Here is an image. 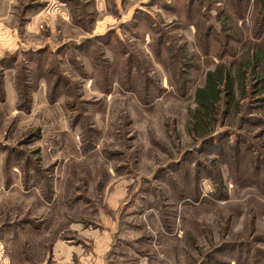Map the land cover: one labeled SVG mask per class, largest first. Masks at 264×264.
I'll list each match as a JSON object with an SVG mask.
<instances>
[{
    "label": "rangeland",
    "instance_id": "rangeland-1",
    "mask_svg": "<svg viewBox=\"0 0 264 264\" xmlns=\"http://www.w3.org/2000/svg\"><path fill=\"white\" fill-rule=\"evenodd\" d=\"M153 1L0 0V61L92 41L90 57H53L54 73L21 57L24 68L0 74L9 188L0 225L19 226L28 264L63 237L79 264H264V102L254 82L235 90L237 107L222 99L209 136L187 127L206 72L238 64L250 41L264 46V10L255 0ZM137 11L162 24L160 56L156 35L125 30ZM113 31L135 62L129 76V65L110 76L124 55L97 58L95 37ZM31 222L43 238L28 236Z\"/></svg>",
    "mask_w": 264,
    "mask_h": 264
},
{
    "label": "trees",
    "instance_id": "trees-1",
    "mask_svg": "<svg viewBox=\"0 0 264 264\" xmlns=\"http://www.w3.org/2000/svg\"><path fill=\"white\" fill-rule=\"evenodd\" d=\"M156 1L150 0L148 6H152L155 4ZM258 7H261L262 10H264V0H255ZM64 3L67 5L70 4V0H64ZM190 5V4H189ZM187 7L188 14L185 13V21L188 24L189 23V17L190 13L192 14L193 11L197 10V7H194L190 5ZM168 14H170V11L173 9L167 8ZM165 11V10H164ZM177 15V14H176ZM147 16V15H146ZM179 16V15H177ZM142 20L143 22H141ZM260 22L264 21V14L261 17V20H258ZM258 22L256 27H260L261 31L263 32L264 25L262 23ZM156 28H153L152 25ZM155 22H151L149 17L147 16L145 19L141 15V12L134 13L131 20L128 22L127 25H125V30L131 35L136 36L138 33V30L140 29V32H142L141 36L145 33H148L151 35H156L155 39L153 40V44L151 45V48L156 53V50L158 49L159 56L163 53L162 46L164 44L165 34H164V28L161 23L155 24ZM159 27H158V26ZM122 27V28H124ZM134 29V30H133ZM263 34H260V36ZM206 34L204 35V37ZM203 37V38H204ZM97 41H99L101 46V51H98L97 58L100 53L103 52V50H110L114 52V56L117 58H121L125 54V50L123 49L122 42L115 34L114 31L110 33H106L102 36L95 37ZM152 38V36H151ZM91 39H86V41L82 42L80 45H72V44H65L58 48L56 51H49V50H36V51H29L21 54V52H17L11 55H6L1 58L0 61V74L4 75V72L8 70L11 67H19L24 68L25 62L21 57L26 58V64L28 66H25L26 68H33L34 70L38 71V74L43 76L44 72L46 73H54V70L52 69V66L49 65L52 58L55 57L57 54L64 55L67 54L68 51L70 52V55L73 54V57L76 56H91V47H90V41ZM203 40V39H202ZM152 41V40H151ZM165 46V44H164ZM208 46V45H207ZM206 48V47H205ZM34 53V54H33ZM169 56L168 53H165ZM124 59H120L118 63L114 64V68L112 73H110V76L112 77L114 75L118 76L121 74V68H124L126 65H129L128 68V76L132 74L133 66L135 65V62H133L132 59H129L127 57L128 55H124ZM22 60L20 62L19 60ZM24 62V63H23ZM10 66L8 67V65ZM94 64V63H93ZM134 64V65H131ZM102 65V64H101ZM136 66V65H135ZM48 70H46V68ZM51 67V70H50ZM95 69L97 70L98 74H100L102 77V70L99 68L97 69V65L95 66ZM109 69V68H108ZM46 70V71H45ZM110 70V69H109ZM127 70V69H126ZM0 75V76H1ZM106 78L109 79L108 76L105 75ZM111 77V78H112ZM99 78V75L97 76ZM117 79V78H116ZM120 79V77H119ZM248 79H251L254 82L253 86V98L256 99L258 102H264V46L256 45L254 42L250 41L247 47V50H245L244 54L241 56V61L233 65V63H229L228 65L220 64L216 65L213 70H209L206 72L205 75V83L202 87L196 89L195 91V109L189 112V122H188V128L189 130L194 134L200 133L199 135L203 136H209L211 134L212 128L215 126V120L219 111V105L222 103V99H226V103L231 105H235V107L238 106V104H234V97H235V90H238V92L245 94L246 93V84ZM60 85L57 86L58 90L60 89ZM211 138V137H209ZM211 142V140L209 139ZM241 144V143H240ZM7 174V172L5 173ZM22 223H18L19 225H25V220H22ZM20 222V221H19ZM33 222H31L32 224ZM30 224V226H31ZM34 232V233H33ZM36 233V234H35ZM28 234H39L40 228L37 224H32L31 231H29ZM15 243H18L15 241Z\"/></svg>",
    "mask_w": 264,
    "mask_h": 264
},
{
    "label": "crops",
    "instance_id": "crops-1",
    "mask_svg": "<svg viewBox=\"0 0 264 264\" xmlns=\"http://www.w3.org/2000/svg\"><path fill=\"white\" fill-rule=\"evenodd\" d=\"M132 16L133 14L128 22L131 20ZM4 175L0 169V196H3V193L7 194L9 191L8 181L3 180L5 177ZM23 226L24 225H21L22 230H24ZM14 227L15 229H12L8 224L3 225V223L0 225V264H28V258L22 249V241L24 239L21 238H25V235L23 236L18 232V225ZM29 230L31 231V228H29ZM27 233H29V231ZM29 235L30 234H28V236ZM10 237L12 238L11 240ZM33 237L43 238L42 235L39 234H34ZM70 240L69 237L56 238L53 240L41 264H79L80 262H78L79 260L77 259L78 255H81L82 252L80 253V249H75L73 246L69 245ZM15 241L18 243H15ZM83 244V240L77 243L79 247H83ZM72 257L73 261L71 260Z\"/></svg>",
    "mask_w": 264,
    "mask_h": 264
}]
</instances>
